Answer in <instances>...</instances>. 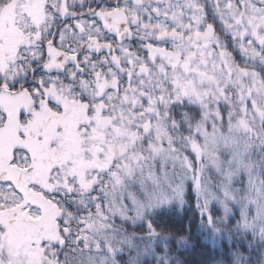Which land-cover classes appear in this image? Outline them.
I'll return each instance as SVG.
<instances>
[{"label":"snow or ice","instance_id":"6c2138e0","mask_svg":"<svg viewBox=\"0 0 264 264\" xmlns=\"http://www.w3.org/2000/svg\"><path fill=\"white\" fill-rule=\"evenodd\" d=\"M0 264H264V0H0Z\"/></svg>","mask_w":264,"mask_h":264}]
</instances>
